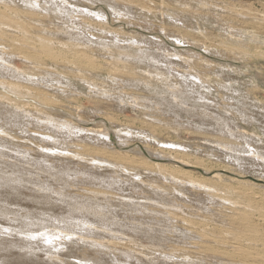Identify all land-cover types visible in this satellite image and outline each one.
<instances>
[{
    "label": "rangeland",
    "instance_id": "374dc122",
    "mask_svg": "<svg viewBox=\"0 0 264 264\" xmlns=\"http://www.w3.org/2000/svg\"><path fill=\"white\" fill-rule=\"evenodd\" d=\"M17 1H18V3L19 2L20 3L18 4ZM30 1L31 2H29V0H23V1L22 0H15V1L14 0H0V3L4 2L3 4H8V5L13 4L14 6H11V7L19 10L20 12L22 9L24 10V11L22 10L24 12V15L22 14V12L20 14L21 20L25 22V24H26L25 26H27V24L29 23L28 25H31L30 27H32V28H30L29 26H27V29H28V32H27L28 37L27 38L29 40H30V38L32 40V38H34L33 36H35L38 38L41 37L42 39L44 38L45 40H49V41L51 40V42L55 41L54 42L55 44H57V43L63 44L64 43V45L67 44L66 46L74 45L73 47H78V44H79V47H81L80 49H82V51L85 50V51H83L84 53H86L87 55H89L91 53L90 56H92L93 59L95 58L94 61H95L96 66L97 67L101 66L99 69H102V71L97 72L98 69L97 70L95 69L94 71H91L90 73H85V72H77L75 70V68H70V67H67L68 70L66 68H60L59 70H61V72L59 75L58 74L56 75V73H53V72L50 73V70L49 71H42L37 66L39 63L37 64L34 60H32L33 61L32 62V61H30V59L25 60V58L22 57V54H24V55L26 54V52H27L26 50H25L26 52L24 51L23 53L21 52L22 49L20 51L18 50L19 53H21V54L17 55V53H18L17 52L16 53L17 56H16L15 54H13L14 52H16V50H14L13 47L11 46V48L14 50V52L9 53L11 55L13 54V56L9 57V54H7L9 51L6 52V49L9 48L10 45H8L9 43L6 42L7 46H5L4 45L5 43L3 41H1L2 43H4V44H2L4 46L2 47V45L0 44L1 45L0 49L4 48L3 50H5V51L2 50V52H0L1 54L4 52L2 55H0V57L3 56L6 52L7 55L5 54L4 55L5 57L3 56L1 58L5 59L4 61L6 63L5 62H3V63H5V65L7 64L6 66L11 65L10 68H6V66L4 68L3 67L4 64L1 63L2 65L0 66V68H1L0 69V78H2L1 75L3 73H5V71H6V73H5L6 75H4V77L2 78V81L5 82L6 80H8L7 83H10V81H12L10 83L12 85L20 84V86L29 87L33 90H38L40 92H43L46 95L48 94L49 97L53 96L52 98L54 99V101L56 100L55 102L50 103L49 107L43 109V111H42L43 114L42 113L38 114V113H34V112H24L23 113V112H20L18 110H15V108L10 106V105L7 106V104L4 102H0V106H1L0 107V126L3 127V129H1V130H7L5 132L9 133V134L7 133V135H8L7 136L4 133L2 134V131L0 130V138H1V140H0V161H2L0 164V167H1L0 173L2 174V175H0L1 176L0 180L2 179L0 181V187H1L0 188V192H1L0 193V201H2V202L4 201L3 205L5 204L4 206L6 207V209H10L11 212L13 213L14 217H18V215H21L20 213H22V211H27L28 212L27 213V216H28L27 221L29 223L34 222L36 219L42 220L43 218L44 219L42 221H44L45 223H48V224H52L54 221H60L61 224H62V222L68 223V224H65L63 226L61 225L60 229L66 228L65 230L67 232L73 233L74 235L77 233L75 236H78V234H79V236H86L85 234H87V237L91 236L90 237L91 239L96 236L94 239H97V240H100V239L104 240L105 239L107 241H112L115 237V239H114L115 241L117 240L120 243H125V244L128 243V245L132 246V248H133V246L135 247V245H136L138 248L135 247L133 249H136L140 253L142 251V253H141L142 255H140L141 258H139L140 256L136 257L139 262L137 260H135L136 258L135 259L132 258L130 260L127 257L126 258L117 257L119 262H120L119 259H123L122 262H120V264H130V263L131 264H139L140 259H141V263L143 262L142 264H168V263L169 264H190V262H191V264H233L234 262H235L234 264H242V263L243 264H264V250H260V251L256 250V253H254V254H253V252H250L249 254L244 253L243 256L246 255L244 257L241 255L242 253L235 252L236 250L234 251V249H232L230 251V253L233 251L232 252L233 255L230 254L231 255L230 256V255L226 254L225 251H227V249L225 248V246H226L225 243L227 244V242H230V244L228 243L229 245H233L234 243H235V246L240 245V244H238L240 242V241H237L238 239L234 240L228 234V233L231 234V231L233 230V227H231V223L227 222L225 217H222L223 212L224 211L228 212L232 208V206L230 205L229 202L228 203L222 202V197H225L224 194L218 193L217 196H216V194L213 196V194H214L213 192H209L208 190L204 191L202 188L199 189L197 187H192V186H189L188 184H186L189 182L187 180H190L192 178L191 180L193 182L204 183L207 185L209 184L212 186L219 185L220 182H218L217 180H214V179L209 180V179H211V176L217 172L223 176H226L227 178H230L231 181H233L234 183L228 182L229 187L237 188L236 190H239V188H241L242 190H245V194L241 195L238 193L240 198H238V196H236V195H233V197L232 196L231 197L228 196V197L231 200H233V198L235 199L234 196H236V198L239 199L238 201L244 202L245 204H248L250 206V207H248L249 208L248 211H246V213L248 214V222L250 223V225L253 228L256 229L255 234L251 235V236H253L252 238L250 235H246V236H242V237L246 238L247 242L250 239L252 241L253 240L259 241V239H262L261 242L263 241V243H264V234H263L264 233V173H263L264 172V169H263L264 168V157L262 158V155L264 156V44H262L258 41H254V39H252V38H248L249 35L253 36L252 35L253 33H252V29H249V28H251V25L248 24L247 20L243 19L244 17H242V16L240 17L241 19L239 17L234 18V16L230 12H227L224 10L223 11L222 10L221 11L215 10V8H212L209 6H204V7L195 6V5H193V3H191L188 6H185L184 3L188 2L186 0H125V1L124 0H116V1L115 0H66L67 2L64 0H30ZM213 1H215L214 5H218V6H223L224 4H231V3L234 5H237L236 2H234V0H212L211 4H213ZM46 3H47V5H46ZM248 3H252V4H248ZM133 4H135L136 6H133ZM22 5L24 8L25 7L26 8L24 9L22 7ZM15 6H17L19 8H16ZM0 7H2V6H0ZM75 7H76V9H75ZM206 7L208 9H206ZM27 8H29L30 10ZM38 8H39V10H36ZM127 8L130 11H128ZM51 9L52 10L54 9V10L52 11ZM171 9L175 10L174 11L175 15H174V13H170V12H173V11H171ZM188 9L191 12L188 11ZM212 9H214V10H212ZM237 9H240V11L241 10L242 11H251L252 13H255V14H258V12L264 11L262 6H260V4L256 1L246 2V3L242 1L240 6H237ZM69 10H72V12L71 11L69 12ZM120 10L122 12H120ZM143 10H144V12H143ZM148 10H150V12H147ZM186 10H187V13H186ZM26 11H28V12H26ZM37 12H40V13H37ZM182 12H184V13H182ZM34 13H35V16H33ZM244 13H246V12H244ZM26 14H27V16H26ZM43 14H44L45 18L43 16ZM47 14H48V16H47ZM71 14L73 17L71 16ZM96 14H97V16H96ZM114 14H115V16H114ZM125 14H126V16H125ZM127 14H129V15H127ZM165 14H166V17H165ZM176 14L179 16H177ZM183 14L185 15L184 18H182ZM40 15H42V16H40ZM74 15H76L77 17H75ZM90 15H92V16H90ZM121 15L122 16L124 15V16L122 17ZM169 15H170V17H167ZM55 16H56V18H55ZM29 17L31 19L33 18L34 20L33 19L31 20ZM125 17H127V18H125ZM128 17H130V18H128ZM200 17H202V18H200ZM86 18H88V19H86ZM123 18H124V20H122ZM175 18H177V19H175ZM38 19H39V21H38ZM40 19L42 21L44 20V23ZM66 19H67V21H66ZM166 19H167V21H166ZM179 19L184 21V23L181 21L182 24H185V23H186L185 25L190 24L189 28H188V26L186 29L181 28V22ZM175 20L176 21L178 20L179 22L178 21L176 22ZM36 21H38V22H36ZM87 21L89 22L88 24H87ZM97 21H98V23H97ZM24 22H22V23L24 24ZM54 22H56L57 24L56 23L54 24ZM61 22H63V23L61 24ZM78 22L80 24H78ZM103 22H105V23H103ZM34 23H36V24L34 25ZM90 23H92V24H90ZM95 23H96V25H95ZM179 23H180V25H179ZM194 23H196V24H194ZM75 24H77L78 26ZM204 24H205V27H203ZM225 24L227 25V28H225V26H226ZM37 25H38V27H37ZM68 25H70V27H68ZM108 25H110V26H108ZM177 25H179V26H177ZM35 26L37 27L36 31H38V32L33 31L36 28ZM49 26L51 28L53 27L52 29L54 30V32H52L51 28L49 29ZM93 26H94V28H93ZM218 26H220L221 28ZM42 27H43V30H42ZM54 27L55 28L58 27L60 30H62V32H60V30L56 31V29ZM201 27L205 28V29L202 30ZM64 28L68 31H66ZM192 28H193V30H192ZM2 29H0V31L2 33L5 32V34L12 37L13 39L14 38L16 39L17 36H20V38L18 37L16 39L17 43L22 42L24 40L23 38H21L20 34L18 35L17 33L10 31V29L5 30V31H3ZM31 29H33L32 30L33 32L32 31L30 32ZM217 29H218V31H217ZM219 29H223V31L219 30ZM103 30H105L104 31L105 33L102 32ZM241 30H243V31L245 30L246 32L249 33L248 36H246V38L243 41L238 42L237 40H239V38H237V37H236L237 39H235V40L238 43L235 42V40L230 39V35L234 34V37L237 36L238 34L241 35ZM43 31H45V32H43ZM70 31H71V34H70ZM202 31H203V33H202ZM227 31L230 32L229 33L230 35H228ZM10 32L12 34L14 33V36L12 34H10ZM49 32H52L53 34L49 33ZM72 32H74V33H72ZM101 33H102V35H101ZM40 34H41V36H40ZM169 35L171 36L172 39L170 38ZM256 35L259 36V33ZM69 36H70V38H69ZM93 36H96L97 38L95 37L96 38L95 39ZM50 37H52V38H50ZM48 38H50V39H48ZM55 38L56 39L60 38V41L59 42L56 41ZM65 38H67L68 40ZM105 38L106 39L108 38L107 41ZM70 39H72V40L70 41ZM79 39H80V42L78 41ZM57 40H59V39H57ZM83 40H85V41H83ZM132 40H134V41H132ZM183 40H185V42ZM72 41H74V42H72ZM179 41H181V42H179ZM81 42H82V44H81ZM141 42H142V45H141ZM76 43H77V45H76ZM83 43L84 44L88 43V44L84 45ZM175 43H177V45ZM179 43H181V45ZM19 44L21 45L23 43H19ZM80 44H81V46H80ZM129 44H130L131 48L129 47ZM131 44H133V45H131ZM138 44H139V46H138ZM231 44H233V45H231ZM242 44H243V46H242ZM20 45H19V48L21 47ZM89 45L91 47H89ZM140 45L144 48H142ZM155 46H158V47L156 48ZM261 46H263V47H261ZM84 47H85V49H84ZM87 47L90 48L91 50H89V49L86 50ZM93 47H94V49H93ZM99 47H100V49H99ZM125 47H127V49H125ZM11 48L8 50H11ZM150 48L152 49V51H150L151 50ZM116 49H117V51H116ZM134 49H136V50H134ZM131 50H133V51L131 52ZM140 50H141V52H139ZM148 50L150 53L148 52ZM134 51H136V52L134 53ZM163 51H164V53H163ZM165 51H166V53H165ZM125 52H126V54H125ZM158 52H160V53H158ZM121 53L123 55H121ZM130 53H132L133 55ZM177 53L178 54L180 53V55H178ZM111 54L112 55L114 54V55L111 56ZM154 54H155V56H154ZM131 55H132V57H131ZM142 55H143V57H142ZM167 55L176 56L177 58L180 56L183 59L188 57L190 59H187V58L186 59L189 62H191V60L192 61L195 60L194 61L195 64L193 63L194 66H196V67H194V68H196L195 74L198 73L200 75H203V77H207V76L210 77V75H211L214 80L212 81V77H211V79H209V82H207L208 87L206 86L207 88L205 87L206 89H204V90H203V87H200L198 77H196L197 75H195L194 73L189 74V76H190L188 78L189 80L188 79L184 80L183 77H181V75L183 73V70L184 71L188 70V67H189L188 62L186 63L183 60H179V59L174 60V58H176V57H173L172 58L173 60H170V63H167L166 64L167 67H166L165 62H169L168 60H165V59H167L166 58ZM124 56H126V57H124ZM139 56H140V58H139ZM155 57L157 59H155ZM163 57H165V59ZM202 57H203V59H201ZM14 58H16V59H14ZM132 58L135 61H133ZM148 58H151V60ZM168 59H170V58H168ZM22 60H24V61H22ZM97 60H99L100 62ZM102 61L107 63V64H104ZM110 61L115 62V63L113 64ZM137 61H139V62H137ZM204 61H206V62H204ZM143 62H145V63L143 64ZM24 63L26 64V66H24L25 65ZM127 63H128V65H126ZM134 63H135V65H134ZM160 63H162V65H160ZM209 63H211L212 65H210ZM48 64H51V63H46V65H48ZM115 64L118 66H116ZM129 64H132V65H134V68L135 67H137V68L134 69L133 66L129 65ZM168 64H169V66H168ZM172 64H173V66H172ZM206 64L209 67H207ZM53 65L51 64V65H49V67L50 68L56 67V66L53 67ZM139 65H140V67H139ZM204 65H205V67H204ZM107 66H111L113 68L108 67L109 71L108 70L106 71ZM124 66H127L129 68H125ZM144 66H146V67H144ZM151 66H152V68H150ZM115 67L117 70L115 69ZM142 67H143V69H142ZM200 67L201 68L204 67V69L202 68L203 69L202 70V69H200ZM217 67H220L221 69L219 70V69H217ZM19 68L22 69L21 72H20ZM119 68H121V69H119ZM207 68H209V69H207ZM113 69H115V70H113ZM230 69H232V70H230ZM39 71L42 72V74H40ZM67 71H69V72H67ZM146 71H147V73H146ZM153 71H155V72H153ZM15 72H18V73H15ZM126 72L129 74H127ZM206 72H207V74H206ZM61 73H63V74H61ZM77 73H79V74H77ZM123 73H125L126 75ZM135 73H137V75H139L140 77L136 76ZM23 74H24V76H22ZM118 74L121 76H119ZM146 74H148V75H146ZM149 74L152 75V77H150V78L154 77L152 80L149 78ZM169 74H170V76H169ZM212 74H214V75H212ZM16 75H18V76L16 77ZM34 75H38L39 77L37 76L38 77L37 78ZM62 75H64V76L67 75V76L64 77ZM72 75H73V77H71ZM97 75H98V77H97ZM116 75H118V77ZM123 75H125V76L122 77ZM154 75H156V76H154ZM13 76H15V77L13 78ZM143 77H146V79ZM214 77H216L217 79L219 78V79L217 80ZM18 78H20V79H18ZM65 78H66V80H65ZM89 78H91L92 80ZM109 78H111L110 79L111 81L109 80ZM141 78H142V80H141ZM163 78H165V79H163ZM12 79H14V80H12ZM233 79H235V80L238 79V81H239L238 87L235 86L234 87L235 89H233L232 87L230 88V86L228 88H227V86L225 87L226 84L229 85L230 83L234 82L235 80L233 81ZM239 79H241V80H239ZM70 80L73 81V83H71ZM123 80H125V81H123ZM145 80L146 81L148 80L147 86L143 83V81H145ZM155 80H157L159 83ZM161 80H163V81L165 80L164 82L167 85H165L163 87L164 83H161V82H163ZM166 80L168 81L169 84L166 83L167 82ZM215 80H216V82H214ZM230 80H231V82H229ZM85 81L86 82L92 81L95 86L94 85L88 86L86 84L84 85ZM120 81H122V83ZM128 81L130 82V84H132L133 87H130V84ZM125 82H126V84H125ZM141 82L143 85L141 84ZM171 82L173 85L171 84ZM210 82H211V84H210ZM218 82H220V83H218ZM68 83H70V84L68 85ZM137 83H138L139 87H137L138 86ZM72 84H73V86H71ZM128 84H129V86H128ZM176 84H177V86H176ZM221 84L224 85V87ZM249 84H251V85H249ZM76 85H78V86H76ZM150 85H154L157 88V90L155 88H153V86L150 87ZM168 85L169 86L171 85L174 88V90H173V88H171V86L169 87ZM68 86H70V87H68ZM178 86H179V89H177ZM80 87H82V89ZM147 87H150V88H147ZM161 87L165 92L162 89H160ZM198 87H200V88H198ZM209 87H211V88H209ZM221 87H223V88H221ZM239 87H241L242 90ZM87 88H88V90H87ZM146 88L148 89V91H149V89H150V91L153 90V91H151L152 93L151 92L149 93ZM166 88H170L171 91L169 92L168 89H166ZM85 89L87 90V92L85 91ZM209 89H210V91L208 93L207 90H209ZM236 89L241 90V92L240 91L238 92ZM175 90H177L178 92ZM154 91H155V93H154ZM161 91H163L164 93L163 92L161 93ZM204 91H205L206 96L203 94ZM106 93H108V94H106ZM165 93H166L167 98H164ZM242 93L245 96L247 95L246 97L249 98V99L247 98L249 101L246 100V97L243 96ZM150 94H152V95H150ZM154 94H156V96H154ZM159 95H161V96H159ZM176 98L182 99V100L179 101ZM137 99H138V101H137ZM172 104H173V106H172ZM134 105H136V106L134 107ZM9 106H10V108L12 107V109H10ZM61 107H62V110H60ZM169 108H170V110H169ZM44 110H45V112H44ZM175 111L177 113L179 112L178 113L179 115L177 113H175ZM173 112L175 113V115ZM27 113L33 114V115H31L32 117L29 116L30 114L28 115ZM16 114H18V115H16ZM46 114H48V115H46ZM41 119L44 123L41 122ZM61 119H63L65 123ZM53 120H55V121H53ZM67 120H69V122ZM154 120L156 121V124L151 125L150 123ZM46 121L47 122L50 121L54 125L50 124V123L48 124ZM58 121H61V122H58ZM66 121H67V123H66ZM147 121H149V122H147ZM70 123H72V125H70ZM56 124H57V126H56ZM65 124L66 125L69 124V125L66 126ZM59 125H61V126L58 127ZM62 126H64L65 128ZM53 127H55L56 130ZM71 128L72 129L73 128L74 129L79 128V130L75 129L74 130L75 132H73V130ZM80 128H83V129H80ZM84 129L85 130L87 129L90 132H87V130L84 131ZM99 130L105 131V132L107 131L109 133V135L111 136L110 140L108 141V140H104L103 138L102 139L97 138V141H96V137H95V135H92V133L94 131H99ZM118 130H125V131L131 130L132 132L135 131V132H140V133L142 132L144 134L146 133V134L152 135L158 140L161 139L162 141H165V142L171 141L174 143H179V145L182 144L181 145L182 148H186V150L188 151L187 153L190 155L188 157V160H190V161L187 164L190 167L187 168L186 166H182V164L176 163V162L168 164V166H170V169L171 168L174 170L176 169V171L189 172L187 178L182 177V179H184L186 181H184L182 183H179V182L177 183L176 181H173V183H171L172 182L171 178L164 179V177L156 171V169L154 167V163H157L158 161H156V160L154 161L152 159H150L151 162L147 161L143 158L144 156H141L140 154L132 152V150H134V148L135 149L138 148L139 150H142L143 152H145V151L154 152L155 151L156 153H161L160 155L165 153V152H162L164 149L160 150V148H158L156 146V144H147V143L139 140L141 138H139L137 140V136H135V135L131 136V138H130V135H127L125 133H123L124 135H121L120 138H122V140L124 139L125 140L124 143H126L128 146L125 148V152L127 154H121V152L119 153L118 151L122 150V149L120 148L121 143L119 144V141L117 139L118 134L116 132ZM10 132H11V134H10ZM46 132L48 133L49 136L54 135L53 137L54 138L56 137L55 138L56 140L54 138H46L45 137L47 135ZM50 132L52 135L50 134ZM69 132H70V135H69ZM39 133H41V134H39ZM42 133H43V135H42ZM34 134L35 135L37 134L39 136H37V135L34 136ZM72 135L74 138L72 137ZM17 136H18V138H17ZM40 136H42L44 138H41ZM38 137H40V138H38ZM4 138L7 141L10 139L11 140L7 142L6 140H3ZM46 139H48V140H46ZM13 140H15V141H13ZM17 140H20V141H17ZM5 141L7 142L6 143L7 145L5 144ZM40 142L43 143L44 145L43 144L41 145ZM90 142L93 145H97L98 147L97 146L93 147V145ZM9 143H10L11 147L8 146ZM14 143H17V145L19 144L18 146H23V147H21L22 149L19 148V150H18V146ZM83 143H85V145ZM51 144L55 145L56 147H59V148L68 149V150L73 151L75 153H80V154L83 153V154H85V157H89V158L90 157H95V158L97 157L99 159H102L103 161L105 160V163H109V164L113 163L114 165H117V164H125V165L134 164L137 167H133V169H135V171H130L131 173L130 172L125 173V171L121 172L122 170L119 168H116V170H119V171H115V169H113V167L111 168L108 165H105L106 168H105V166H100V167L99 166H93L90 162H87L85 160H77L76 161V159L74 160L72 158H65V159H60L57 157H56V159L55 158H52V159L47 158V160L48 159L49 160L47 162H45L46 160L43 161L45 158H43L41 154H43V153H46L47 155L50 154L51 152L46 148H49L51 146ZM246 144H248L249 146ZM3 145H4V147H3ZM14 145H16L17 147ZM45 145H46V147H45ZM115 145H117V146H115ZM219 145H221V146H219ZM38 146H39V148H38ZM24 147L25 148L28 147V149H29L28 151H30V149H31V151L25 152V150H27V149H23ZM95 147H97V148H95ZM3 148H5V149H3ZM12 148H15V150H18V152L15 151L14 149L12 150ZM41 148H42V150H41ZM10 149H11V151H10ZM254 149L257 152H260V154L258 153L259 154L258 156L262 160H260V158L258 157V159L257 158L256 159L250 158L251 162L249 161L250 151L252 152ZM6 150H8L7 151L8 153L6 152ZM20 150L21 151L23 150V151L21 152ZM27 152H28V154H27ZM5 153H7V156L10 158V160L7 158V156L4 155ZM166 153H168V152H166ZM13 156H15V157H13ZM124 156L129 157V158H127V160H126L124 158ZM233 156H235V159H233L234 158ZM241 156L246 160L248 159L247 161L249 162V164L252 163L254 165V166H252V165L250 166L252 169L250 167H246L248 169V171H247V169H245V168L240 169V170L237 168L238 162H239V164L242 162H245V164L248 165L247 161L242 159ZM5 159H7V160H5ZM62 160L64 162H61ZM72 160H73V163H72ZM236 160L237 161L239 160V161L237 162ZM257 160H258V162H257ZM259 160L261 161L260 162L261 165L259 163ZM84 161L87 164L86 163L84 164L83 163ZM3 162L5 165L2 164ZM6 162H7V164L8 163L9 164L7 165ZM17 162H19V163H17ZM42 162H44V163H42ZM231 162H233V164ZM45 164H47V165H45ZM90 164H91V167H90ZM7 166H8V168H6ZM10 166H11V169H10ZM13 166H14V168L16 166V169H14ZM50 166H51V168H50ZM259 166L260 167L262 166V168H258ZM96 167H98V168H96ZM18 168L22 172L18 171ZM2 169H5V170L2 171ZM8 169H9L10 173L13 171L12 172L13 174H10ZM254 169H255V172H254ZM81 172L82 173L85 172V174L82 175ZM136 173H137L138 177L135 176ZM4 174H6V175L4 176ZM260 174H262V175H260ZM19 175H21V176H19ZM91 176H92V178H91ZM126 176H128L129 178L127 177L128 178L127 179ZM96 177H98V180ZM58 178H59V180H57ZM93 178H95V179L93 180ZM23 179L25 181H23ZM106 179L107 180L109 179V180L107 181ZM112 180H114V181H112ZM117 180H120L124 184H122L121 182H119ZM126 180H128V181H126ZM138 180H143V181L147 182V183H145V185L148 184V185H151V186L153 185V186H152V188H150V187L146 188V186L140 184L138 182ZM208 180H209V183H208ZM242 180L251 182V183L255 184L256 186L254 185L255 186L254 188H252V186H249L250 188H248V187L245 188L242 186V184H240V181H242ZM133 181H134V183H133ZM135 181H136V183H135ZM23 182H25V183H23ZM106 182L109 184H107ZM137 182L139 184H137ZM103 184H105V185H103ZM114 184H115V186H114ZM5 185H6V187H5ZM136 185H137V187H136ZM173 185H175V186H173ZM7 186H8V190L10 189L9 190L10 194L7 193L8 192V190H6ZM10 186H11V188H9ZM15 186L16 187L18 186V187L15 189ZM39 186H40V188H39ZM41 186H42V188H41ZM132 186H133V188H132ZM155 186L156 187L158 186L159 188L157 187V189H153V187H155ZM3 187H5V188H3ZM22 188H24V189H22ZM160 188L163 190H161ZM12 189H14V190H12ZM1 190H3V191H1ZM4 190L7 191L6 192L7 194L5 197L2 196L3 193L5 194ZM16 190H17V192H20V197H18L19 194L17 192H16L17 194L14 192ZM42 190L44 192L45 191H48V192H45V194H44V192ZM51 190L53 191V193ZM164 190H165V192H164ZM82 191H84V192L81 193ZM123 191H125L124 194H123ZM35 192H37L38 194H35ZM39 192H42V193H39ZM21 193H23V194H21ZM57 193H59V194H57ZM41 194H42V197L44 199L41 197ZM50 194L53 197V198L51 197L53 200L45 198V197L50 196ZM15 195H17V196H15ZM26 195L28 198L25 197ZM28 195L32 196V197H33V195H35V196H34V198H30ZM54 195H56V196H54ZM60 195H62L63 197ZM114 195H115V197H114ZM121 195L128 196V198L130 197V200H128L127 202H123L119 198ZM1 196H2V198H1ZM8 196H9V199H8ZM10 196L13 197L15 200L17 199V201L15 202V200L13 198L11 200ZM125 196H123V197H125ZM24 197H25V199H24ZM39 197H41L42 200H41V198L39 199ZM21 198L24 199V203L22 201L23 199L21 200ZM37 198H38V201L41 200L42 203L44 200L45 201L49 200L52 202L48 203L49 201H47L46 203L44 202V204L41 205L42 203L39 201L40 204L38 203L39 204L38 205V204H36L38 202V201L36 202ZM60 198H62V199H60ZM26 199L29 200L30 202L27 201ZM33 199H35V200H33ZM6 200H8V201L11 200L12 203L10 201V204H9V202H6ZM21 201H22V203H21ZM25 202H27V203L25 204ZM144 202H146V203H144ZM147 202H151V203H147ZM29 203H31V204H29ZM21 204H25V205H21ZM27 204H29V205H27ZM154 204H155V206H154ZM16 205H18L17 208H16ZM37 205L39 208L36 207ZM49 205H50V207H49ZM55 205H56V207L57 206L58 207L56 208ZM61 205H62V207H61ZM22 206L24 207V209ZM160 206H162L163 208ZM20 207H22V208H20ZM60 207H61V209H60ZM224 207H225V209H224ZM33 209H35V210H33ZM44 209L47 212L44 211ZM13 210L15 211V213ZM166 211H167V213H166ZM251 211H253V212H251ZM53 213H54V215H52ZM261 213H263V214H261ZM37 214H39V215H37ZM172 214H174V215L172 216ZM249 214L251 217L249 216ZM15 215H17V216H15ZM44 215H45V217H44ZM48 215L50 218L48 217ZM57 216H59V217H57ZM64 216H66V217H64ZM83 216H85V218ZM29 218H30V220H29ZM88 218H89V220H88ZM96 218H99V219H96ZM2 219H3V217H2ZM62 219H64V220H62ZM75 221H77V222H75ZM97 222L98 223L101 222L102 225H101V223L98 224ZM140 222H142V223H140ZM226 223H228V224L226 225ZM253 223H256V224H254V225H256V227L253 225ZM4 225L5 224H2L0 226H4ZM12 225L14 228L16 227V225H14V223ZM122 225H123V227H120ZM232 226H233V224H232ZM30 227L34 228L35 226H30ZM91 227H93V228H91ZM107 228H108V230H107ZM258 228H260V229H258ZM79 229H80V231H79ZM94 229H96V230H94ZM116 229H118V233L116 232ZM86 230H87V232H86ZM99 230H101V232ZM201 231L203 234L201 233ZM114 233L116 236L114 235ZM205 234H206V236H208L210 238V240H212V243H209L207 241V239L206 240L202 239V237H204ZM223 234H224V236H225V234L228 235V237L226 236L227 238L224 240L225 243H223L224 241H222V240L219 242V241H215L213 238H211L213 236L214 237L215 236L220 237ZM261 235H262V237H261ZM100 236H102V237L100 238ZM108 236H109L110 240L107 238ZM117 236L119 237V239L117 238ZM122 240H124V241H122ZM131 240L134 242H132ZM228 240H230V241H228ZM232 240H234V241H232ZM132 243H135V244L132 245ZM76 244H77V246H81V245H83V242L81 240H79L76 242ZM223 244L225 246H223ZM241 244H242L243 248L247 247V245H245L243 242H241ZM219 245H221V246H219ZM139 247L142 248L141 251H140ZM195 247L201 248L200 249L201 251H197V252H200L201 255L196 253ZM172 250L177 255H179L180 257H181V254L185 255L187 253V255L189 254V256H191L190 258L192 260H190V262H189V258H185V257L180 258L174 252H171ZM176 250L177 251L179 250V252L181 251V254L179 252H177ZM152 252H153V254H150ZM169 252H170V254H169ZM182 252H184V253H182ZM260 252L263 254H261ZM4 253L5 252H3V254ZM159 253H162V255L163 254L169 255L172 258L165 259ZM239 253H240L241 257L239 255ZM12 254L13 253H11V255L8 256V258L10 257L9 260H8V258H5L8 261H6L4 264H14L15 262L17 264L18 261H19V264L20 263L22 264L23 261L16 259V258H15L16 260H14L15 255L12 256ZM236 254H238V255H236ZM255 254L257 256H255ZM144 256H147V257L144 258ZM152 256L153 257L155 256L156 258L155 257L153 258ZM11 257L13 259H11ZM113 257H114L113 254H112V256L108 257V260L111 264L113 262H115ZM247 258H249V259H247ZM179 259H181V260H179ZM187 259H188L189 263L186 262ZM30 260L32 261L31 264H40V262H36V261L34 262L32 260V257H30ZM25 261H26V263H25ZM31 261L24 260L23 264H28V263L30 264ZM134 261H136V262H134ZM182 261H184V262H182ZM232 261H233V263H232ZM253 261H255V262H253Z\"/></svg>",
    "mask_w": 264,
    "mask_h": 264
},
{
    "label": "bare ground",
    "instance_id": "6f19581e",
    "mask_svg": "<svg viewBox=\"0 0 264 264\" xmlns=\"http://www.w3.org/2000/svg\"><path fill=\"white\" fill-rule=\"evenodd\" d=\"M15 1V0H14ZM23 1V0H22ZM64 1H66V0H64ZM116 1V0H115ZM125 1V0H124ZM186 1H188V2H186V3H184L185 4V6H188V5H190L191 3H193V5H195V6H202V7H204V6H209V7H212V8H215V10H224V11H227V12H230L233 16H234V18H236V17H244L243 19H245V20H247V22H248V24H250L251 25V28H249V29H252V35L253 36H248V32H246L245 30L243 31V30H241V35L240 34H238L237 36H235L234 37V34L233 35H230L229 33L230 32H228V35H230V39H233V40H235V39H237V38H239V40H237L238 42H241V41H243L245 38H246V36H248V38H252V39H254V41H258V42H260V43H262V44H264V11H261V12H258V14H255V13H252L251 11H240V9H237V6H240V4H241V2L243 1V2H253V1H256V2H258L259 4H260V6H262V8L264 9V0H234V2H236V4L237 5H234V4H224L223 6H218V5H214V2L215 1H213V4H211V1L212 0H186ZM28 2V1H27ZM29 2H31L30 0H29ZM48 2V1H47ZM67 2V1H66ZM72 2V1H71ZM130 2V1H129ZM163 2V1H162ZM161 2V3H162ZM190 2V3H189ZM4 3V2H3ZM3 3H0V6H2V7H0V29H2L3 31H5V30H9L10 29V31H12V32H14V33H17L18 35L20 34L21 35V38H23L24 40L22 41V42H16V39L19 37L20 38V36H17L16 37V39L14 38H12V37H10V36H8L7 34H5V32H1L0 31V42L1 41H3L4 43H0L1 45L2 44H4L5 46H7V44H6V42L7 43H9L8 45H10L9 46V48H7L6 49V52L7 51H9L7 54H9V53H13L14 52V50H16V52H14L13 54H15L16 55V53H17V55L18 54H21V53H19V51L22 49H24L23 51L21 50V52L23 53L25 50L27 51H25L26 52V54L24 55V54H22V57H24L25 58V60L26 59H30V61H32V60H34L38 65V67H39V69H41L42 71H49L50 70V73H56V75L58 74H60V72H61V70H59L60 68H66L67 69V67H70V68H75V70L77 71V72H85V73H90L91 71H94L95 69L97 70V72H101L102 71V69H99L100 67H97L96 66V64H95V58L93 59V57L92 56H90V54L89 55H87L86 53H84L83 51H85V50H83L82 51V49H80L81 47H79V44H78V47H73L74 45H70V46H66L67 44H65L64 45V43L63 44H61V43H57V44H55L54 42L55 41H53V42H51V40L49 41V40H45L44 38L42 39L41 37L40 38H38V37H35V36H33L34 38H32V40H31V38H30V40L27 38L28 36H27V32H28V29H27V26H31V25H28L27 24V26H25L26 24H25V22L24 21H22L21 20V12H22V14L24 15V10L22 11L21 10V12L19 11V10H17V9H14V8H12L11 6H14L13 4H11V5H8V4H3ZM17 3H18V1H17ZM20 3V2H19ZM18 3V4H19ZM38 3V2H37ZM54 3V2H53ZM62 3V2H61ZM126 3V2H125ZM15 4V3H14ZM28 4V3H27ZM55 4V3H54ZM58 4V3H57ZM60 4V3H59ZM132 4V3H131ZM220 4V3H219ZM239 4V5H238ZM248 4H252V3H248ZM46 5H47V3H46ZM109 5V4H108ZM119 5V4H118ZM117 5V6H118ZM163 5V4H162ZM10 6V7H9ZM21 6V5H20ZM41 6V5H40ZM56 6V5H55ZM59 6V5H58ZM57 6V7H58ZM62 6V5H61ZM87 6V5H86ZM89 6V5H88ZM111 6V5H110ZM113 6V5H112ZM133 6H136L135 4H133ZM144 6V5H143ZM179 6V5H178ZM246 6V5H245ZM16 8H19V7H17V6H15ZM22 7H23V5H22ZM50 7V6H49ZM73 7V6H72ZM191 7V6H190ZM24 8V7H23ZM26 8V7H25ZM24 8V9H25ZM61 8V7H60ZM68 8V7H67ZM131 8V7H130ZM145 8V7H144ZM201 8V7H200ZM21 9V8H20ZM27 9H29V8H27ZM34 9V8H33ZM50 9V8H49ZM55 9V8H54ZM53 9V10H54ZM72 9V8H71ZM75 9H76V7H75ZM78 9V8H77ZM113 9V8H112ZM185 9V8H184ZM206 9H208L207 7H206ZM262 9V10H263ZM30 10V9H29ZM36 10H39V8L38 9H36ZM52 10V9H51ZM52 10V11H53ZM65 10V9H64ZM116 10V9H115ZM127 10H128V8H127ZM183 10V9H182ZM192 10V9H191ZM202 10V9H201ZM212 10H214V9H212ZM33 11V10H32ZM35 11V10H34ZM72 12V10H69V12ZM119 11V10H118ZM128 11H130V10H128ZM170 11V10H169ZM171 11H173V12H170V13H174V15H175V10H172L171 9ZM188 11H190L189 9H188ZM26 12H28V11H26ZM25 12V13H26ZM31 12V11H30ZM68 12V11H67ZM66 12V13H67ZM77 12V11H76ZM85 12V11H84ZM120 12H122L121 10H120ZM143 12H144V10H143ZM147 12H150V10H148ZM185 12V11H184ZM184 12H182V13H184ZM191 12V11H190ZM244 12H246V13H244ZM37 13H40V12H37ZM49 13V12H48ZM75 13V12H74ZM89 13V12H88ZM127 13V12H126ZM186 13H187V10H186ZM189 13V12H188ZM193 13V12H192ZM33 14V13H32ZM51 14V13H50ZM62 14V13H61ZM78 14V13H77ZM90 14V13H89ZM88 14V15H89ZM95 14V13H94ZM113 14V13H112ZM169 14V13H168ZM190 14V13H189ZM37 15V14H36ZM46 15V14H45ZM53 15V14H52ZM87 15V16H88ZM99 15V14H98ZM117 15V14H116ZM127 15H129V14H127ZM172 15V14H171ZM177 15V14H176ZM26 16H27V14H26ZM33 16H35V13H34V15ZM40 16H42V15H40ZM43 16H44V14H43ZM47 16H48V14H47ZM54 16V15H53ZM71 16H72V14H71ZM70 16V17H71ZM75 17H77L76 15H74ZM90 16H92V15H90ZM96 16H97V14H96ZM114 16H115V14H114ZM122 16V15H121ZM124 16V15H123ZM122 16V17H123ZM125 16H126V14H125ZM148 16V15H147ZM164 16V15H163ZM177 16H179V15H177ZM184 14H183V16H182V18H184ZM24 17V16H23ZM52 17V16H51ZM50 17V18H51ZM64 17V16H63ZM73 17V16H72ZM100 17V16H99ZM165 17H166V14H165ZM167 17H170V15L169 16H167ZM174 17V16H173ZM172 17V18H173ZM206 17V16H205ZM232 17V16H231ZM25 18V17H24ZM30 18V17H29ZM35 18V17H34ZM44 18H45V16H44ZM55 18H56V16H55ZM66 18V17H65ZM91 18V17H90ZM95 18V17H94ZM115 18V17H114ZM118 18V17H117ZM121 18V17H120ZM125 18H127V17H125ZM128 18H130V17H128ZM200 18H202V17H200ZM207 18V17H206ZM31 19V18H30ZM33 19V18H32ZM31 19V20H32ZM53 19V18H52ZM51 19V20H52ZM59 19V18H58ZM61 19V18H60ZM83 19V18H82ZM86 19H88V18H86ZM106 19V18H105ZM119 19V18H118ZM175 19H177V18H175ZM214 19V18H213ZM241 19V18H240ZM27 20V19H26ZM30 20V21H31ZM34 20V19H33ZM41 20V19H40ZM57 20V19H56ZM96 20V19H95ZM98 20V19H97ZM122 20H124V18L122 19ZM173 20V19H172ZM171 20V21H172ZM180 20V19H179ZM218 20V19H217ZM29 21V20H28ZM38 21H39V19H38ZM38 21H36V22H38ZM42 21V20H41ZM40 21V22H41ZM54 21V20H53ZM65 21V20H64ZM66 21H67V19H66ZM69 21V20H68ZM86 21V20H85ZM89 21V20H88ZM87 21V24L89 23ZM102 21V20H101ZM166 21H167V19H166ZM176 21V20H175ZM178 21V20H177ZM176 21V22H177ZM183 22L184 23V21L183 20H180V22ZM209 21V20H208ZM243 21V20H242ZM22 22H24V24L22 23ZM34 22V21H33ZM32 22V23H33ZM43 23H44V20L42 21ZM46 22V21H45ZM50 22V21H49ZM95 22V21H94ZM93 22V23H94ZM179 22V21H178ZM182 22H181V28H184V29H186L187 28V26H188V28H189V25L190 24H188V25H185V24H182ZM211 22V21H210ZM56 22H54V24H55ZM63 22H61V24H62ZM65 23V22H64ZM67 23V22H66ZM97 23H98V21H97ZM103 23H105V22H103ZM169 23V22H168ZM174 23V22H173ZM212 23V22H211ZM36 23H34V25H35ZM38 24V23H37ZM41 24V23H40ZM53 24V23H52ZM57 24V23H56ZM60 24V25H61ZM78 24H80L79 22H78ZM90 24H92V23H90ZM101 24V23H100ZM99 24V25H100ZM194 24H196V23H194ZM202 24V23H201ZM209 24V23H208ZM216 24V23H215ZM254 24V25H253ZM46 25V24H45ZM48 25V24H47ZM67 25V24H66ZM73 25V24H72ZM75 25H77V24H75ZM82 25V24H81ZM95 25H96V23H95ZM173 25V24H172ZM179 25H180V23H179ZM179 25H177V26H179ZM193 25V24H192ZM226 25V24H225ZM41 26V25H40ZM44 26V25H43ZM53 26V25H52ZM59 26V25H58ZM78 26V25H77ZM83 26V25H82ZM108 26H110V25H108ZM107 26V27H108ZM170 26V25H169ZM174 26V25H173ZM201 26V25H200ZM203 26V25H202ZM210 26V25H209ZM224 26V25H223ZM222 26V27H223ZM36 27V26H35ZM37 27H38V25H37ZM37 27L33 30V29H31L30 30V32L33 30V31H35V32H38V31H36V29H37ZM46 27V26H45ZM48 27V26H47ZM63 27V26H62ZM68 27H70V25H68ZM198 27V26H197ZM203 27H205V24H204V26ZM218 27H220V26H218ZM8 28V29H7ZM30 28H32V27H30ZM29 28V29H30ZM51 27L49 26V29H50ZM53 28V27H52ZM51 28V30H52V32H54V30ZM55 28V27H54ZM58 27H56L55 29H56V31L57 30H60L59 28L57 29ZM87 28V27H86ZM91 28V27H90ZM93 28H94V26H93ZM118 28V27H117ZM195 28V27H194ZM200 28V27H199ZM202 28V27H201ZM211 28V27H210ZM214 28V27H213ZM217 28V27H216ZM221 28V27H220ZM225 28H227V25L225 26ZM45 29V28H44ZM65 29V28H64ZM68 29V28H67ZM70 29V28H69ZM78 29V28H77ZM80 29V28H79ZM92 29V28H91ZM96 29V28H95ZM112 29V28H111ZM196 29V28H195ZM203 29H205V28H202V30ZM212 29V28H211ZM248 29V28H247ZM42 30H43V27H42ZM66 30V29H65ZM98 30V29H97ZM114 30V29H113ZM192 30H193V28H192ZM201 30V29H200ZM214 30V29H213ZM219 30H222L223 31V29H219ZM231 30V29H230ZM32 31V32H33ZM41 31V30H40ZM55 31V32H56ZM66 31H68V30H66ZM105 30H103L102 32H104ZM186 31V30H185ZM199 31V30H198ZM217 31H218V29H217ZM216 31V32H217ZM43 32H45V31H43ZM52 32H49V33H52ZM60 32H62V30H60ZM90 32V31H89ZM109 32V31H108ZM200 32V31H199ZM226 32V33H227ZM243 32V33H242ZM14 33L12 34L11 32H10V34H12L13 36H14ZM72 33H74V32H72ZM78 33V32H77ZM105 33V32H104ZM111 33V32H110ZM109 33V34H110ZM197 33V32H196ZM201 33V32H200ZM202 33H203V31H202ZM259 33V36L258 35H256V34H258ZM48 34V33H47ZM53 34V33H52ZM70 34H71V31H70ZM79 34V33H78ZM91 34V33H90ZM93 34V33H92ZM56 35V34H55ZM83 35V34H82ZM101 35H102V33H101ZM131 35V34H130ZM40 36H41V34H40ZM46 36V35H45ZM51 36V35H50ZM61 36V35H60ZM73 36V35H72ZM90 36V35H89ZM100 36V35H99ZM170 36V35H169ZM44 37V36H43ZM53 37V36H52ZM52 37H50V38H52ZM59 37V36H58ZM68 37V36H67ZM79 37V36H78ZM87 37V36H86ZM94 38L96 37V36H93ZM92 37V38H93ZM168 37V36H167ZM229 37V36H228ZM237 37V38H236ZM46 38V37H45ZM50 38H48V39H50ZM69 38H70V36H69ZM80 38V37H79ZM97 38V37H96ZM95 38V39H96ZM101 38V37H100ZM170 38H171V36H170ZM47 39V38H46ZM56 39V38H55ZM54 39V40H55ZM57 39H59V40H57ZM56 39V41H60V38H57ZM65 39H67V38H65ZM106 39V38H105ZM108 39V38H107ZM107 39H106V41H107ZM172 39V38H171ZM251 39V40H252ZM19 40V39H18ZM21 40V39H20ZM53 40V39H52ZM68 40V39H67ZM72 39H70V41H71ZM75 40V39H74ZM250 40V39H249ZM69 41V42H70ZM79 42H80V39L78 40ZM83 41H85V40H83ZM109 41V40H108ZM130 41V40H129ZM132 41H134V40H132ZM131 41V42H132ZM177 41V40H176ZM175 41V42H176ZM184 42H185V40H183ZM231 41V40H230ZM236 40H235V42H237ZM253 41V42H254ZM66 42V41H65ZM72 42H74V41H72ZM71 42V43H72ZM100 42V41H99ZM116 42V41H115ZM155 42V41H154ZM171 42V41H170ZM169 42V43H170ZM179 42H181V41H179ZM237 42V43H238ZM19 43H23V44H19ZM67 43V42H66ZM70 43V44H71ZM134 43V42H133ZM144 43V42H143ZM232 43V42H231ZM247 43V42H246ZM73 44V43H72ZM81 44H82V42H81ZM81 44H80V46H81ZM84 44V43H83ZM85 44H88V43H85ZM84 44V45H85ZM100 44V43H99ZM107 44V43H106ZM146 44V43H145ZM152 44V43H151ZM176 45H177V43H175ZM180 45H181V43H179ZM178 44V45H179ZM234 44V43H233ZM233 44H231V45H233ZM244 44V43H243ZM243 44H242V46H243ZM256 44V43H255ZM0 45V46H1ZM4 45H2V47L4 46ZM19 45L21 46L20 48H19ZM76 45H77V43H76ZM103 45V44H102ZM101 45V46H102ZM108 45V44H107ZM131 45H133V44H131ZM141 45H142V42H141ZM140 45V46H141ZM173 45V44H172ZM190 45V44H189ZM11 46L13 47V49L11 48ZM88 46V45H87ZM113 46V45H112ZM137 46V45H136ZM138 46H139V44H138ZM137 46V47H138ZM152 46V45H151ZM195 46V45H194ZM83 47V46H82ZM89 47H91L90 45H89ZM97 47V46H96ZM95 47V48H96ZM122 47V46H121ZM129 47H130V44H129ZM142 47V46H141ZM156 48L158 47V46H155ZM248 47V46H247ZM261 47H263V46H261ZM11 48V50H8V49H10ZM113 48V47H112ZM131 48V47H130ZM135 48V47H134ZM142 48H144V47H142ZM235 48V47H234ZM4 49V48H3ZM3 49H0V52H2V50ZM84 49H85V47H84ZM91 50L90 48H86V50ZM93 49H94V47H93ZM97 49V48H96ZM99 49H100V47H99ZM118 49V48H117ZM117 49H116V51H117ZM125 49H127V47H125ZM139 49V48H138ZM137 49V50H138ZM151 49V48H150ZM160 49V48H159ZM236 49V48H235ZM244 49V48H243ZM247 49V48H246ZM19 50V51H18ZM111 50V49H110ZM113 50V49H112ZM119 50V49H118ZM134 50H136V49H134ZM158 50V49H157ZM161 50V49H160ZM3 51H5V50H3ZM11 51V52H10ZM97 51V50H96ZM95 51V52H96ZM133 50H131V52H132ZM150 51H152V49L150 50ZM6 52H5V54H6ZM98 52V51H97ZM110 52V51H109ZM129 52V51H128ZM136 51H134V53H135ZM139 52H141V50L139 51ZM148 52H149V50H148ZM178 52V51H177ZM4 53V52H3ZM2 53V54H3ZM102 53V52H101ZM123 53V52H122ZM121 53V55H123ZM146 53V52H145ZM150 53V52H149ZM158 53H160V52H158ZM163 53H164V51H163ZM162 53V54H163ZM165 53H166V51H165ZM231 53V52H230ZM1 53H0V55H2ZM4 54V55H5ZM6 54V55H7ZM13 54L11 55V54H9V57L10 56H13ZM118 54V53H117ZM125 54H126V52H125ZM130 54H132V53H130ZM140 54V53H139ZM153 54V53H152ZM174 54V53H173ZM178 54V53H177ZM218 54V53H217ZM3 55V56H4ZM16 55V56H17ZM114 55V54H113ZM112 54H111V56H113ZM120 55V54H119ZM133 55V54H132ZM132 55H131V57H132ZM146 55V54H145ZM144 55V56H145ZM150 55V54H149ZM175 55V54H174ZM178 55H180V53L178 54ZM240 55V54H239ZM3 56H1V57H3ZM15 56V57H16ZM104 56V55H103ZM154 56H155V54H154ZM0 57V66L2 65L1 63H3V62H5L4 60V58H1ZM5 57V56H4ZM121 57V56H120ZM124 57H126V56H124ZM129 57V56H128ZM142 57H143V55H142ZM173 57H176V56H172V55H167V59H165V57H163L165 60H168L169 62H165V65L167 64V63H170V60H173L172 58ZM185 57V56H184ZM7 58V57H6ZM13 58V57H12ZM18 58V57H17ZM116 58V57H115ZM139 58H140V56H139ZM168 58H170V59H168ZM187 59H190V58H188V57H186ZM183 59V58H181L180 56L177 58H174V60H183L184 62H188V66L190 67H188V70L186 71H184L183 70V73H182V75H181V77H183V79L184 80H187L190 76H189V74L190 73H196V68H194V67H196V66H194V64H195V60H191V62H189V61H187V59ZM198 58V57H197ZM200 58V57H199ZM14 59H16V58H14ZM148 59H150L151 60V58H148ZM155 59H157L156 57H155ZM201 59H203V57L201 58ZM8 60V59H7ZM21 60V59H20ZM132 60H133V58H132ZM140 60V59H139ZM143 60V59H142ZM154 60V59H153ZM212 60V59H211ZM22 61H24V60H22ZM21 61V62H22ZM97 61H99V60H97ZM105 61V60H104ZM121 61V60H120ZM119 61V62H120ZM129 61V60H128ZM133 61H135V60H133ZM29 62V61H28ZM33 62V61H32ZM100 62V61H99ZM103 62V61H102ZM111 62V61H110ZM109 62V63H110ZM122 62V61H121ZM124 62V61H123ZM126 62V61H125ZM130 62V61H129ZM128 62V63H129ZM137 62H139V61H137ZM182 62V61H181ZM204 62H206V61H204ZM6 63V62H5ZM5 63H3L4 64V68H5V66L7 65H5ZM9 63V62H8ZM46 63H51L52 65H53V67L54 66H56V67H54V68H50L49 67V65H51V64H48V65H46ZM104 64H107V63H105V62H103ZM111 63H115V62H111ZM128 63L126 64V65H128ZM131 63V62H130ZM145 62H143V64H144ZM148 63V62H147ZM163 63V62H162ZM162 63H160V65H162ZM177 63V62H176ZM194 63V64H193ZM197 63V62H196ZM25 64V63H24ZM122 64V63H121ZM140 64V63H139ZM142 64V65H143ZM202 64V63H201ZM210 65H212L211 63H209ZM116 65V64H115ZM129 65H132V64H129ZM134 65H135V63H134ZM134 65H132L133 66V68H134ZM141 65V64H140ZM140 65H139V67H140ZM207 65V64H206ZM11 66V65H10ZM10 66H6V68H10ZM24 66H26V64L24 65ZM31 66V65H30ZM116 66H118V65H116ZM138 66V65H137ZM153 66V65H152ZM152 66L150 67V68H152ZM168 66H169V64H168ZM172 66H173V64H172ZM171 66V67H172ZM176 66V65H175ZM34 67V66H33ZM108 67H111V66H107V68H106V71L108 70ZM122 67V66H121ZM125 68H129V67H127V66H124ZM123 67V68H124ZM144 67H146V66H144ZM166 67H167V65H166ZM187 67V66H186ZM204 67H205V65H204ZM204 67H202L203 69H204ZM207 67H209L208 65H207ZM212 67V66H211ZM24 68V67H23ZM111 68H113V67H111ZM131 68V67H130ZM135 68H137V67H135ZM134 68V69H135ZM156 68V67H155ZM201 67H200V69H202ZM227 68V67H226ZM225 68V69H226ZM230 68V67H229ZM1 69V68H0ZM20 69V68H19ZM35 69V68H34ZM115 69H116V67H115ZM115 69H113V70H115ZM119 69H121V68H119ZM142 69H143V67H142ZM145 69V68H144ZM202 69V70H203ZM207 69H209V68H207ZM217 69H221L220 67H217ZM17 70V69H16ZM15 70V71H16ZM21 70L22 69H20V72H21ZM68 70V69H67ZM117 70V69H116ZM230 70H232V69H230ZM12 71V70H11ZM24 71V70H23ZM22 71V72H23ZM75 71V72H76ZM105 71V70H104ZM109 71V70H108ZM124 71V70H123ZM206 71V70H205ZM226 71V70H225ZM235 71V70H234ZM26 72V71H25ZM40 72V71H39ZM64 72V71H63ZM67 72H69V71H67ZM153 72H155V71H153ZM171 72V71H170ZM232 72V71H231ZM5 73H6V71H5ZM5 73H3L2 75H1V77L3 78L4 77V75H6ZM8 73V72H7ZM13 73V72H12ZM15 73H18V72H15ZM27 73V72H26ZM109 73V72H108ZM107 73V74H108ZM111 73V72H110ZM116 73V72H115ZM127 73V72H126ZM144 73V72H143ZM142 73V74H143ZM146 73H147V71H146ZM149 73V72H148ZM22 74V73H21ZM25 74V73H24ZM24 74L22 75V76H24ZM40 74H42V72H40ZM61 74H63V73H61ZM66 74V73H65ZM71 74V73H70ZM74 74V73H73ZM77 74H79V73H77ZM76 74V75H77ZM81 74V73H80ZM84 74V73H83ZM120 74V73H119ZM118 74V75H119ZM123 74H125V73H123ZM127 74H129V73H127ZM136 74V76H139V75H137V73H135ZM140 74V73H139ZM206 74H207V72H206ZM19 75V74H18ZM18 75H16V77L18 76ZM52 75V74H51ZM50 75V76H51ZM86 75V74H85ZM118 75H116L117 77H118ZM126 75V74H125ZM125 75H123L122 77H124ZM144 75V74H143ZM146 75H148V74H146ZM159 75V74H158ZM195 75H197L196 77H198V81H199V83H200V87H203V90L204 89H206L207 87H208V83L207 82H209V79H211V75H210V77H203V75H200V74H195ZM212 75H214V74H212ZM8 76V75H7ZM34 76H38V75H34ZM49 76V77H50ZM62 76H64V75H62ZM67 76V75H66ZM66 76H64V77H66ZM119 76H121V75H119ZM142 76V75H141ZM154 76H156V75H154ZM161 76V75H160ZM169 76H170V74H169ZM205 76V75H204ZM15 76H13V78H14ZM39 77V76H38ZM37 77V78H38ZM56 77V76H55ZM71 77H73V75L71 76ZM75 77V76H74ZM94 77V76H93ZM97 77H98V75H97ZM100 77V76H99ZM108 77V76H107ZM140 77V76H139ZM150 77H152V75H150L149 74V78ZM2 78H0L1 80H0V102H4V103H6L7 104V106L8 105H10V106H12V107H14L15 108V110H18V111H20V112H34V113H42L43 114V109H45V108H47V107H49V104L50 103H53V102H55L54 101V99L52 98V97H49L48 96V94L46 95V94H44L43 92H40V91H38V90H33V89H31V88H29V87H23V86H20V84H18V85H12V84H10L12 81H10V83H7V81L8 80H6L5 82L4 81H2ZM28 78V77H27ZM68 78V77H67ZM113 78V77H112ZM143 78H145L146 79V77H143ZM154 78V77H153ZM153 78H150L151 80L153 79ZM167 78V77H166ZM192 78V77H191ZM195 78V77H194ZM214 78H216V77H214ZM245 78V77H244ZM18 79H20V78H18ZM17 79V80H18ZM23 79V78H22ZM51 79V78H50ZM69 79V78H68ZM84 79V78H83ZM89 79H91V78H89ZM111 78H109V80H110ZM161 79V78H160ZM163 79H165V78H163ZM197 79V78H196ZM217 79V78H216ZM219 79V78H218ZM217 79V80H218ZM4 80V79H3ZM12 80H14V79H12ZM27 80V79H26ZM44 80V79H43ZM65 80H66V78H65ZM88 80V79H87ZM92 80V79H91ZM141 80H142V78H141ZM150 80V81H151ZM183 80V81H184ZM189 80V79H188ZM214 79H213V77H212V81H213ZM235 79H233V81H234ZM237 81H238V79H236ZM234 81V82H232V83H230L229 85H225V87L227 86V88L230 86V88L232 87L233 89H235L234 87L236 86V87H238V84H239V81L237 82V81ZM239 80H241V79H239ZM20 81V80H19ZM47 81V80H46ZM71 81V80H70ZM82 81V80H81ZM111 81V80H110ZM123 81H125V80H123ZM136 81V80H135ZM148 81V80H147ZM147 81L145 80V81H143V83L147 86ZM155 81H157V80H155ZM160 81V80H159ZM161 81H163V80H161ZM165 81V80H164ZM161 82V83H164V85H163V87L165 86V85H167V84H165V82ZM167 81V80H166ZM171 81V80H170ZM211 81V80H210ZM211 81V82H212ZM220 81V80H219ZM247 81V80H246ZM51 82V81H50ZM95 82V81H94ZM97 82V81H96ZM115 82V81H114ZM121 83H122V81H120ZM129 82V81H128ZM127 82V83H128ZM140 82V81H139ZM158 82V81H157ZM197 82V81H196ZM211 82H210V84H211ZM214 82H216V80L214 81ZM223 82V81H222ZM228 82V81H227ZM229 82H231V80L229 81ZM16 83V82H15ZM20 83V82H19ZM71 83H73V81H71ZM119 83V82H118ZM136 83V82H135ZM134 83V84H135ZM159 83V82H158ZM166 83H168V81L166 82ZM218 83H220V82H218ZM248 83V82H247ZM67 84V83H66ZM70 83H68V85H69ZM77 84V83H76ZM91 85V86H93L94 85V83L92 82V81H90V82H86L85 81V83H84V85ZM113 84V83H112ZM125 84H126V82H125ZM129 84H130V82H129ZM129 84H128V86H129ZM141 84H142V82H141ZM150 84V83H149ZM148 84V85H149ZM169 84V83H168ZM171 84H172V82H171ZM185 84V83H184ZM216 84V83H215ZM83 85V84H82ZM137 85H138V83H137ZM143 85V84H142ZM173 85V84H172ZM175 85V84H174ZM219 85V84H218ZM222 85V84H221ZM220 85V86H221ZM249 85H251V84H249ZM71 86H73V84L71 85ZM76 86H78V85H76ZM95 86V85H94ZM153 86V88H155L156 90H157V88L154 86V85H150V87H152ZM169 86V85H168ZM171 86V85H170ZM169 86V87H170ZM176 86H177V84H176ZM199 86V85H198ZM207 86V87H206ZM223 87H224V85H222ZM68 87H70V86H68ZM84 87V86H83ZM130 87H133L132 86V84H130ZM136 87V86H135ZM137 87H139V85L137 86ZM142 87V86H141ZM145 87V86H144ZM150 87H147V88H150ZM200 87H198V88H200ZM206 87V88H205ZM223 87H221V88H223ZM75 88V87H74ZM81 89H82V87H80ZM92 88V87H91ZM99 88V87H98ZM146 88V89H147ZM152 88V89H153ZM171 88H173L172 86H171ZM209 88H211V87H209ZM239 88H241V87H239ZM154 89V90H155ZM160 89H162V87L160 88ZM166 89H168V91L170 92L171 91V89L170 88H166ZM177 89H179V86H178V88ZM87 90H88V88H87ZM87 90L85 89V91L87 92ZM163 90V89H162ZM173 90H174V88H173ZM182 90V89H181ZM237 90V89H236ZM241 90H242V88H241ZM241 90H237L238 92L240 91L241 92ZM90 91V90H89ZM147 91H148V89H147ZM151 91H153V90H151ZM150 91V89H149V93L151 92ZM164 91V90H163ZM163 91H161V93L163 92ZM175 91H177V90H175ZM209 91H210V89L209 90H207V92L209 93ZM96 92V91H95ZM145 92V91H144ZM165 92V91H164ZM163 92V93H164ZM178 92V91H177ZM201 92V91H200ZM206 92V93H207ZM89 93V92H88ZM105 93V92H104ZM152 93V92H151ZM154 93H155V91H154ZM245 93V92H244ZM106 94H108V93H106ZM105 94V95H106ZM204 95H205V91H204V93H203ZM202 94V95H203ZM97 95V94H96ZM95 95V96H96ZM150 95H152V94H150ZM169 95V94H168ZM197 95V94H196ZM242 95H243V93H242ZM108 96V95H107ZM148 96V95H147ZM154 96H156V94H154ZM159 96H161V95H159ZM166 96V93H165V95H164V98H167V96ZM206 96V95H205ZM243 96H245V95H243ZM242 96V97H243ZM247 96V95H246ZM245 96V97H246ZM132 97V96H131ZM235 97V96H234ZM238 97V96H237ZM129 98V97H128ZM139 98V97H138ZM163 98V97H162ZM248 97H246V100H248L247 99ZM150 99V98H149ZM170 99V98H169ZM172 99V98H171ZM177 100H182V99H178V98H176ZM164 100V99H163ZM136 101V100H135ZM137 101H138V99H137ZM159 101V100H158ZM168 101V100H167ZM249 101V100H248ZM251 101V100H250ZM122 102V101H121ZM187 102V101H186ZM135 103V102H134ZM138 103V102H137ZM3 104V103H2ZM181 104V103H180ZM188 104V103H187ZM5 105V104H4ZM137 105V104H136ZM136 105H134V107L136 106ZM222 105V104H221ZM10 106H9V108H10ZM172 106H173V104H172ZM185 106V105H184ZM1 107V106H0ZM4 107V106H3ZM12 107L10 108V109H12ZM149 107V106H148ZM230 107V106H229ZM246 107V106H245ZM8 108V107H7ZM203 108V107H202ZM249 108V107H248ZM49 109V108H48ZM56 109V108H55ZM60 110H62V107H61V109ZM124 110V109H123ZM165 110V109H164ZM169 110H170V108H169ZM14 111V110H13ZM17 111V112H18ZM16 112V111H15ZM19 112V113H20ZM44 112H45V110H44ZM56 112V111H55ZM202 112V111H201ZM224 112V111H223ZM251 112V111H250ZM18 113V114H19ZM58 113V112H57ZM174 113V112H173ZM175 113H177L176 111H175ZM175 113H174V115H175ZM179 113V112H178ZM177 113V114H178ZM240 113V112H239ZM18 114H16V115H18ZM28 114V113H27ZM30 114V115H29ZM28 115L29 116H31V115H33V114H31V113H29ZM189 114V113H188ZM252 114V113H251ZM46 115H48V114H46ZM151 115V114H150ZM179 115V114H178ZM177 115V116H178ZM28 116V117H29ZM176 116V117H177ZM254 116V115H253ZM17 117V116H16ZM26 117V116H25ZM32 117V116H31ZM50 117V116H49ZM137 117V116H136ZM34 118V117H33ZM153 119V118H152ZM32 120V119H31ZM34 120V119H33ZM52 120V119H51ZM61 120H63V119H61ZM143 120V119H142ZM40 121V120H39ZM38 121V122H39ZM53 121H55V120H53ZM68 122H69V120H67ZM67 121H66V123H67ZM258 121V120H257ZM41 122H43L42 121V119H41ZM47 122V121H46ZM45 122V123H46ZM58 122H61V121H58ZM63 122H64V120H63ZM147 122H149V121H147ZM262 122V121H261ZM44 123V122H43ZM48 124L50 123V124H53L52 122H47ZM65 123V122H64ZM38 124V123H37ZM63 124V123H62ZM148 124V123H147ZM151 125H153V124H156V121L154 120V121H152L151 123H150ZM158 124V123H157ZM19 125V124H18ZM54 125V124H53ZM66 125V124H65ZM69 124H67L66 126H68ZM70 125H72V123H70ZM3 126V125H2ZM50 126V125H49ZM56 126H57V124H56ZM61 125H59L58 127H60ZM81 126V125H80ZM62 127H64V126H62ZM71 127V126H70ZM69 127V128H70ZM76 127V126H75ZM106 127V126H105ZM54 129H55V127H53ZM65 128V127H64ZM1 129H3V127H1L0 126V130ZM22 129V128H21ZM42 129V128H41ZM58 129V128H57ZM68 129V128H67ZM72 129V128H71ZM75 129H78L79 130V128H75ZM74 128L72 129L73 130V132H75L74 130H75ZM80 129H83V128H80ZM107 129V128H106ZM56 130V129H55ZM59 130V129H58ZM64 130V129H63ZM71 130V131H72ZM87 130V129H86ZM85 129H84V131H86ZM197 130V129H196ZM230 130V129H229ZM2 131V134L4 133L5 135H7V133L5 132V131H7V130H1ZM69 131V130H68ZM34 132V131H33ZM67 132V131H66ZM78 132V131H77ZM87 132H90L89 130H87ZM93 132V131H92ZM115 132V131H114ZM47 133V132H46ZM61 133V132H60ZM118 135V137H117V139H118V141H119V144L121 143V149L122 150H119L118 152L120 153L121 152V154H127L126 152H125V148L128 146L126 143H124L125 142V140L123 141L122 140V138H120L121 137V135H124L123 133H125V134H127V135H130V138H131V136H137V140L139 139V138H141V139H139V140H141V141H143V142H145V143H147V144H156V146L158 147V148H160V150H162V149H164L162 152H165V153H163L162 155H160L161 153H156L155 151L154 152H152V151H145V152H143L142 150H139L138 148L137 149H135L134 148V150H132V152H135V153H137V154H140L141 156H144L143 158L145 159V160H147V161H150L151 162V160L150 159H152V160H156V161H158L157 163H154V167H155V169H156V171L158 172V173H160V175H162L163 177H164V179H167V178H171L172 179V182L171 183H173V181H176L177 183L179 182V183H182V182H184V181H186V180H184V179H182V177L184 178V177H188V174H189V172H184V171H176V169L174 170V169H170V166H168V164H171V163H173V162H176V163H180V164H182V166H186L187 168H189L190 166L189 165H187L188 163H189V161L190 160H188V157L190 156L187 152V150H186V148H182V144L181 145H179V143H174V142H171V141H162L161 139L160 140H158V139H156L154 136H152V135H149V134H144V133H140V132H135V131H131V130H128V131H125V130H118L117 132H116ZM171 133V132H170ZM9 134V133H8ZM10 134H11V132H10ZM39 134H41V133H39ZM50 134H51V132H50ZM37 135V134H36ZM35 134H34V136H36ZM42 135H43V133H42ZM46 135V134H45ZM52 135V134H51ZM69 135H70V132H69ZM78 135V134H77ZM92 135H95V137H96V141H97V138H103L104 140H110V138H111V136L109 135V133L106 131H101V130H99V131H94L93 133H92ZM91 135V136H92ZM8 136V135H7ZM11 136V135H10ZM37 136H39V135H37ZM54 136V135H53ZM53 136H49L48 135V133H47V135L45 136L46 138H54ZM216 136V135H215ZM21 137V136H20ZM41 138H44V137H42V136H40ZM40 137H38V138H40ZM72 137H73V135H72ZM17 138H18V136H17ZM56 138V137H55ZM54 138V139H55ZM74 138V137H73ZM78 138V137H77ZM128 138V137H127ZM133 138V137H132ZM136 138V137H135ZM8 139V138H7ZM116 139V140H117ZM0 140H1V138H0ZM3 140H6L5 138L3 139ZM11 140V139H10ZM10 140H8V141H10ZM22 140V139H21ZM37 140V139H36ZM42 140V139H41ZM46 140H48V139H46ZM56 140V139H55ZM113 140V139H112ZM7 141V140H6ZM5 141V144L8 142H6ZM13 141H15V140H13ZM17 141H20V140H17ZM198 141V140H197ZM2 142V141H1ZM46 142V141H45ZM54 142V141H53ZM101 142V141H100ZM207 142V141H206ZM12 143V142H11ZM19 143V142H18ZM41 143V142H40ZM91 143V142H90ZM2 144V143H1ZM14 144H16L17 145V143H14ZM30 144V143H29ZM43 143H41V145H42ZM84 145H85V143H83ZM92 144V143H91ZM188 144V143H187ZM7 145V144H6ZM16 145H14V146H16ZM19 145V144H18ZM17 145V146H18ZM44 145V144H43ZM50 145V144H49ZM57 145V144H56ZM93 145V144H92ZM99 145V144H98ZM112 145V144H111ZM199 145V144H198ZM246 145H248V144H246ZM2 146V145H1ZM8 146H10V143H9V145ZM16 146V147H17ZM48 146V145H47ZM89 146V145H88ZM94 146H97V145H93V147ZM115 146H117V145H115ZM219 146H221V145H219ZM249 146V145H248ZM3 147H4V145H3ZM11 147V146H10ZM9 147V148H10ZM13 147V146H12ZM15 147V148H16ZM21 147H23V146H18V150H19V148L20 149H22ZM44 147V146H43ZM42 147V148H43ZM45 147H46V145H45ZM98 147V146H97ZM97 147H95V148H97ZM189 147V146H188ZM216 147V146H215ZM6 148V147H5ZM5 148H3V149H5ZM15 148H12V150L14 149L15 150ZM30 148V147H29ZM38 148H39V146H38ZM42 148H41V150H42ZM90 148V147H89ZM252 148V147H251ZM8 149V148H7ZM23 149H27V150H25V152L26 151H28L29 149H28V147L27 148H23ZM46 149H48L51 153L50 154H46V153H43V154H41L42 155V157L43 158H45L43 161H45V162H47L49 159H52V158H55L56 159V157L57 158H60V159H65V158H72V159H76V161L77 160H85V161H87V162H90L93 166H105V165H108V166H110L111 168L113 167V169H115V171H119V170H116V168H119V169H121L122 171L121 172H123V171H125V173L126 172H130V171H135V169H133V167H137L136 165H134V164H130V165H125V164H117V165H114L113 163H111V164H109V163H105V160L103 161L102 159H99V158H95V157H85V154H80V153H75V152H73V151H70V150H68V149H63V148H59V147H56L55 145H52L51 144V146L49 147V148H46ZM261 149V148H260ZM18 150H15V151H17L18 152ZM94 150V149H93ZM8 150H6V152H7ZM10 151H11V149H10ZM21 151V150H20ZM23 151V150H22ZM21 151V152H22ZM30 151H31V149H30ZM30 151H28V152H30ZM35 151V150H34ZM128 151V150H127ZM138 151V152H137ZM28 152H27V154H28ZM37 152V151H36ZM35 152V153H36ZM123 152V153H122ZM166 152H168V153H166ZM4 153V152H3ZM8 153V152H7ZM7 153H5L4 155L5 156H7ZM40 153V152H39ZM100 153V152H99ZM134 153V154H135ZM214 153V152H213ZM260 154V152H257L255 149L251 152L250 151V156H249V161L251 162V160H250V158L251 159H258V155ZM14 154V153H13ZM26 154V153H25ZM133 154V153H132ZM136 154V155H137ZM53 155V156H52ZM139 155V156H140ZM232 155V154H231ZM19 156V155H18ZM23 156V155H22ZM25 156V155H24ZM28 156V155H27ZM37 156V155H36ZM13 157H15V156H13ZM12 157V158H13ZM234 158L233 159H235V156H233ZM242 157V156H241ZM264 156L262 155V158H263ZM7 158L10 160V158L7 156ZM22 158V157H21ZM27 158V157H26ZM42 158V159H43ZM47 158H49L48 160H47ZM124 158L127 160V158H129V157H126V156H124ZM237 158V157H236ZM239 158V157H238ZM260 158V157H259ZM15 159V158H14ZM40 159V158H39ZM197 159V158H196ZM209 159V158H208ZM232 159V158H231ZM242 159H244L243 157H242ZM5 160H7V159H5ZM23 160V159H22ZM21 160V161H22ZM25 160V159H24ZM30 160V159H29ZM59 160V159H58ZM69 160V159H68ZM244 160H246V159H244ZM243 160V161H244ZM248 160V159H247ZM246 160V161H247ZM260 160H262L261 158H260ZM259 160V163L261 162ZM18 161V160H17ZM20 161V160H19ZM56 161V160H55ZM83 162L84 164L86 163V162ZM211 161V160H210ZM237 161V160H236ZM239 161V160H238ZM237 161V162H238ZM1 162L2 161H0V164H1ZM9 162V161H8ZM61 162H64L63 160L61 161ZM197 162V161H196ZM235 162V161H234ZM257 162H258V160H257ZM17 163H19V162H17ZM42 163H44V162H42ZM50 163V162H49ZM72 163H73V160H72ZM82 163V162H81ZM161 163V164H160ZM165 163V164H164ZM232 164H233V162H231ZM236 163V162H235ZM247 163H248V165H246L245 164V162H242V163H240L239 164V162H238V166H237V168L240 170V169H243V168H245V169H247L246 167H250L251 165L252 166H254L252 163L251 164H249V162L247 161ZM2 164H4V162L2 163ZM6 164H7V162H6ZM9 164V163H8ZM7 164V165H8ZM36 164V163H35ZM87 164V163H86ZM91 164H90V167H91ZM196 164V163H195ZM5 165V164H4ZM45 165H47V164H45ZM191 165V164H190ZM257 165V164H256ZM260 165H261V163H260ZM2 166V165H1ZM235 166V165H234ZM258 166V165H257ZM263 166V165H262ZM262 166L260 167H258V168H262ZM5 167V166H4ZM19 167V166H18ZM48 167V166H47ZM88 167V166H87ZM172 167V166H171ZM202 167V166H201ZM224 167V166H223ZM256 167V166H255ZM254 167V168H255ZM6 168H8V166L6 167ZM13 168H14V166H13ZM45 168V167H44ZM50 168H51V166H50ZM96 168H98V167H96ZM102 168V167H101ZM105 168H106V166H105ZM185 168V167H184ZM193 168V167H192ZM251 168V167H250ZM0 169H1V167H0ZM10 169H11V166H10ZM14 169H16V166H15V168ZM95 169V168H94ZM244 169V170H245ZM252 169V168H251ZM256 169V168H255ZM255 169H254V172H255ZM264 169V168H263ZM3 170H5V169H2V171ZM98 170V169H97ZM1 171V170H0ZM8 171H9V169H8ZM17 171V170H16ZM18 171H20V172H22L19 168H18ZM81 171V170H80ZM247 171H248V169H247ZM13 172V171H12ZM10 173V171H9V173L10 174H13V173ZM15 172V171H14ZM66 172V171H65ZM241 172V171H240ZM253 172V173H254ZM82 173V172H81ZM131 173V172H130ZM229 173V172H228ZM264 173V172H263ZM7 174V173H6ZM6 174H4V176L6 175ZM19 174V173H18ZM17 174V175H18ZM66 174V173H65ZM83 174H85V172H83L82 173V175ZM87 174V173H86ZM192 174V173H191ZM0 175H2L1 173H0ZM34 175V174H33ZM92 175V174H91ZM122 175V174H121ZM260 175H262V174H260ZM19 176H21V175H19ZM25 176V175H24ZM72 176V175H71ZM89 176V175H88ZM135 176H137V173H136V175ZM167 176V177H166ZM1 177V176H0ZM85 177V176H84ZM83 177V178H84ZM95 177V176H94ZM102 177V176H101ZM106 177V176H105ZM118 177V176H117ZM128 176H126V178H127ZM138 177V176H137ZM136 177V178H137ZM261 177V176H260ZM3 178V177H2ZM17 178V177H16ZM19 178V177H18ZM91 178H92V176H91ZM97 178V180H98V177H96ZM129 178V177H128ZM127 178V179H128ZM131 178V177H130ZM140 178V177H139ZM263 178V177H262ZM95 178H93V180H94ZM101 179V178H100ZM103 179V178H102ZM133 179V178H132ZM141 179V178H140ZM170 179V180H171ZM192 179V178H191ZM187 180V181H189L188 183H186V184H188L189 186H192V187H197V188H202L204 191L205 190H208L209 192H213L214 194H213V196L216 194V196H217V194L219 193V194H224V196L225 197H222V202L224 203V202H229L230 203V205L232 206V208L227 212H223V216L222 217H225V219H226V221L227 222H229V223H231V227H233V230L231 231V234L230 233H228L229 235H230V237L231 238H233L234 240H237V241H240L238 244H240V245H236L235 246V243L233 244V245H229L230 244V242H227V244L225 243V239L228 237V235L227 234H225V236H224V234L222 235V236H220V237H211V238H213L215 241H224L223 243H225V245L223 244V246H225V248L227 249V251H225L226 252V254L227 255H230V254H232V252L230 253V251L232 250V249H234V251L235 252H240V253H242L241 255L243 256V254L245 253V254H249L250 252H253V254L254 253H256V250H258V251H260V250H264V243H263V241L261 242V240L262 239H259V241H252L251 239L250 240H248V242H247V239L246 238H244V237H242V236H246V235H253V234H255V232H256V229L255 228H253L251 225H250V223L248 222V214L246 213V211H248V207H250L248 204H245L244 202H240V201H238L239 199H237L236 198V196H238V198H240V196H239V194H241V195H244L245 194V190H242L241 188H239V190H236L237 188H231V187H229V185H228V182H231V183H234L233 181H231V179L230 178H227L226 176H223V175H221V174H219L218 172L217 173H214L212 176H211V179H209V180H212V179H214V180H217L218 182H220V184L219 185H215V186H212V185H207V184H204V183H198V182H193L192 180ZM2 180V179H1ZM0 180V181H1ZM4 180V179H3ZM16 180V179H15ZM57 180H59V178L57 179ZM107 180V179H106ZM105 180V181H106ZM109 180V179H108ZM107 180V181H108ZM125 180V179H124ZM209 180H208V183H209ZM8 181V180H7ZM10 181V180H9ZM23 181H25L24 179H23ZM112 181H114V180H112ZM117 181H119V182H121L120 180H117ZM126 181H128V180H126ZM82 182V181H81ZM111 182V181H110ZM118 182V183H119ZM124 182V181H123ZM138 182L140 183V184H142V185H145V183H147V182H145V181H143V180H138ZM137 182V184H139ZM3 183V182H2ZM1 183V184H2ZM23 183H25V182H23ZM58 183V182H57ZM104 183V182H103ZM107 183V182H106ZM115 183V182H114ZM117 183V182H116ZM122 183V182H121ZM120 183V184H121ZM126 183V182H125ZM133 183H134V181H133ZM135 183H136V181H135ZM169 183V182H168ZM213 183V182H212ZM33 184V183H32ZM107 184H109V183H107ZM106 184V185H107ZM122 184H124V183H122ZM176 184V183H175ZM240 184H242V186L243 187H245V188H250L249 186H252V188H254L256 185L255 184H253V183H251V182H248V181H240ZM103 185H105V184H103ZM119 185V184H118ZM196 185V186H195ZM255 185V186H254ZM58 186V185H57ZM93 186V185H92ZM114 186H115V184H114ZM131 186V185H130ZM146 186V188L147 187H150V188H152V186L151 185H148V184H146L145 185ZM173 186H175V185H173ZM183 186V185H182ZM5 187H6V185H5ZM5 187H3V188H5ZM14 187V186H13ZM18 187V186H17ZM16 186H15V189L17 188ZM119 187V186H118ZM126 187V186H125ZM136 187H137V185H136ZM158 187V186H157ZM157 187L155 186V187H153V189H157ZM1 188V187H0ZM9 188H11V186L9 187ZM39 188H40V186H39ZM41 188H42V186H41ZM47 188V187H46ZM132 188H133V186H132ZM159 188V187H158ZM22 189H24V188H22ZM26 189V188H25ZM28 189V188H27ZM44 189V188H43ZM49 189V188H48ZM47 189V190H48ZM64 189V188H63ZM70 189V188H69ZM78 189V188H77ZM161 189V188H160ZM6 190H8V186H7V189ZM6 190H4L5 191V194L3 193L2 194V196H6V194L8 193V194H10L9 192V190H8V192L6 191ZM12 190H14V189H12ZM21 190V189H20ZM37 190V189H36ZM53 190V189H52ZM51 190V191H52ZM161 190H163V189H161ZM177 190V189H176ZM1 191H3V190H1ZM19 191V190H18ZM43 191V190H42ZM50 191V192H51ZM252 191V190H251ZM7 192V193H6ZM13 192V191H12ZM15 193L17 192V190L16 191H14ZM23 192V191H22ZM27 192V191H26ZM34 192V191H33ZM38 192V191H37ZM37 192H35V194H38ZM44 192V191H43ZM45 192H48V191H45ZM45 192H44V194H45ZM84 191H82L81 193H83ZM90 192V191H89ZM121 192V191H120ZM124 192L125 191H123V194H124ZM136 192V191H135ZM164 192H165V190H164ZM1 193V192H0ZM19 195H18V197H20V192H17ZM16 193V194H17ZM39 193H42V192H39ZM52 193H53V191H52ZM60 193V192H59ZM59 193H57V194H59ZM110 193V192H109ZM239 193V194H238ZM13 194V193H12ZM21 194H23V193H21ZM86 194V193H85ZM84 194V195H85ZM133 194V193H132ZM48 195V194H47ZM134 195V194H133ZM138 195V194H137ZM143 195V194H142ZM153 195V194H152ZM233 195H236V196H234L235 197V199L233 198V200H231L229 197H233ZM2 196H1V198H2ZM12 196V195H11ZM10 196V198H11V200H12V198L13 197H11ZM15 196H17V195H15ZM14 196V197H15ZM29 196V195H28ZM34 196L35 195H33V197L32 196H29L30 198H34ZM54 196H56V195H54ZM58 196V195H57ZM60 196H62V195H60ZM91 196V195H90ZM118 196V195H117ZM123 196H125V195H121L119 198L123 201V202H127L128 200H130V197L128 198V196H125V197H123ZM151 196V195H150ZM209 196V195H208ZM220 196V195H219ZM229 196V197H228ZM26 198H28L27 197V195L25 196ZM25 197H24V199H25ZM41 197H42V194H41ZM41 197H39V199L41 198ZM50 197V198H49ZM52 196H51V194H50V196H48V197H45V198H47V199H50V200H53L52 198H51ZM63 197V196H62ZM67 197V196H66ZM65 197V198H66ZM71 197V196H70ZM86 197V196H85ZM114 197H115V195H114ZM137 197V196H136ZM145 197V196H144ZM212 197V196H211ZM29 198V199H30ZM43 198V197H42ZM42 198H41V200H42ZM64 198V199H65ZM75 198V197H74ZM161 198V197H160ZM213 198V197H212ZM217 198V197H216ZM8 199H9V196H8ZM14 199V198H13ZM20 199V198H19ZM18 199V200H19ZM23 198H21V200H22ZM24 199L22 200L23 201V203H24ZM44 199V198H43ZM60 199H62V198H60ZM10 200V201H11ZM15 200V199H14ZM27 200V199H26ZM25 200V201H26ZM33 200H35V199H33ZM41 200H39L40 202H41ZM83 200V199H82ZM110 200V199H109ZM112 200V199H111ZM145 200V199H144ZM220 200V199H219ZM10 201H8V200H6V202H9V204H10ZM17 201V199L15 200V202ZM22 201H21V203H22ZM27 201H29V200H27ZM38 201V198H37V200H36V202ZM37 202L36 204H40V202ZM47 201H49V200H47ZM47 201H43V203L41 204V205H43L44 204V202L46 203ZM55 201V200H54ZM79 201V200H78ZM146 201V200H145ZM149 201V200H148ZM4 202V201H3ZM3 202L2 201H0V225H2V224H5L4 226H0V264H4L6 261H8L9 260V258H8V256L9 255H11V253H13L12 254V256L13 255H15V257H14V260H16V259H19V260H22L23 262H24V260H29V261H31L30 260V257H32V260L35 262H40V264H111L110 262H109V260H108V257H110V256H112V254L114 255V260H115V262H113L112 264H120V262H122V260L123 259H119L120 260V262L118 261V259H117V257H124V258H128V259H135L136 257H139L140 255H142L141 253H142V248H140V251H141V253L139 252V251H137L136 249H133V248H138L136 245H135V247L133 246V248H132V246H129L128 245V243H120L119 241H115L114 239H115V237H114V239L112 240V241H107V240H97V239H94V238H90L91 236H89V237H87V234H85L86 236H79V234H78V236H75L73 233H69V232H67L65 229L66 228H62V229H60V226L62 225H65V224H68V223H63L62 222V224L60 223V221H54L52 224H48V223H45L44 221H42V220H38V219H36L34 222H32V223H29L28 221H27V211H22V213H20L21 215H18V217H14V215H13V213L11 212V210L10 209H6V207L3 205ZM30 202V201H29ZM50 202H52V201H49L48 203H50ZM65 202V201H64ZM81 202V201H80ZM11 203H12V201H11ZM18 203V202H17ZM20 203V202H19ZM27 202H25V204H26ZM47 203V204H48ZM54 203V202H53ZM62 203V202H61ZM76 203V202H75ZM89 203V202H88ZM144 203H146V202H144ZM147 203H151V202H147ZM153 203V202H152ZM159 203V202H158ZM25 204H21V205H25ZM29 204H31V203H29ZM29 204H27V205H29ZM33 204V203H32ZM35 204V203H34ZM38 204V205H39ZM162 204V203H161ZM38 205L36 206V207H38ZM133 205V204H132ZM223 205V204H222ZM9 206V205H8ZM34 206V205H33ZM60 206V205H59ZM70 206V205H69ZM96 206V205H95ZM124 206V205H123ZM154 206H155V204H154ZM159 206V205H158ZM229 206V205H228ZM18 207V205H16V208ZM23 207V206H22ZM22 207H20V208H22ZM49 207H50V205H49ZM52 207V206H51ZM55 207H56V205H55ZM58 207V206H57ZM56 207V208H57ZM61 207H62V205H61ZM61 207H60V209H61ZM106 207V206H105ZM160 207H162V206H160ZM10 208V207H9ZM39 208V207H38ZM44 208V207H43ZM67 208V207H66ZM71 208V207H70ZM76 208V207H75ZM83 208V207H82ZM86 208V207H85ZM163 208V207H162ZM12 209V208H11ZM19 209V208H18ZM23 209H24V207H23ZM31 209V208H30ZM29 209V210H30ZM59 209V210H60ZM141 209V208H140ZM146 209V208H145ZM224 209H225V207H224ZM33 210H35V209H33ZM43 210V209H42ZM70 210V209H69ZM77 210V209H76ZM175 210V209H174ZM14 211V210H13ZM39 211V210H38ZM44 211H46L45 209H44ZM222 211V210H221ZM18 212V211H17ZM37 212V211H36ZM41 212V211H40ZM47 212V211H46ZM76 212V211H75ZM176 212V211H175ZM250 212V211H249ZM251 212H253V211H251ZM258 212V211H257ZM14 213H15V211H14ZM52 213V212H51ZM88 213V212H87ZM99 213V212H98ZM166 213H167V211H166ZM31 214V213H30ZM41 214V213H40ZM45 214V213H44ZM251 214V213H250ZM250 214H249V216H250ZM261 214H263V213H261ZM17 215H15V216H17ZM37 215H39V214H37ZM52 215H54V213L52 214ZM51 215V216H52ZM72 215V214H71ZM85 215V214H84ZM97 215V214H96ZM169 215V214H168ZM174 214H172V216H173ZM221 215V214H220ZM86 216V215H85ZM85 216H83L84 218H85ZM88 216V215H87ZM126 216V215H125ZM171 216V215H170ZM169 216V217H170ZM254 216V215H253ZM2 217H3V219H2ZM31 217V216H30ZM35 217V216H34ZM37 217V216H36ZM39 217V216H38ZM43 217V216H42ZM44 217H45V215H44ZM48 217H49V215H48ZM57 217H59V216H57ZM63 217V216H62ZM64 217H66V216H64ZM94 217V216H93ZM251 217V216H250ZM32 218V217H31ZM47 218V217H46ZM45 218V219H46ZM50 218V217H49ZM253 218V217H252ZM35 219V218H34ZM33 219V220H34ZM96 219H99V218H96ZM29 220H30V218H29ZM47 220V219H46ZM49 220V219H48ZM52 220V219H51ZM50 220V221H51ZM62 220H64V219H62ZM61 220V221H62ZM69 220V219H68ZM88 220H89V218H88ZM110 220V219H109ZM260 220V219H259ZM66 221V220H65ZM78 221V220H77ZM77 221H75V222H77ZM81 221V220H80ZM83 221V220H82ZM137 221V220H136ZM47 222V221H46ZM73 222V221H72ZM74 222V223H75ZM86 222V221H85ZM120 222V221H119ZM14 223V225H16V227L14 228L13 227V224ZM96 223V222H95ZM98 223V222H97ZM101 223V222H100ZM100 223H98V224H100ZM105 223V222H104ZM140 223H142V222H140ZM82 224V223H81ZM124 224V223H123ZM228 223H226V225H227ZM232 224H233V226H232ZM254 224H256V223H253V225ZM85 225V224H84ZM91 225V224H90ZM101 225H102V223H101ZM120 225V224H119ZM148 225V224H147ZM258 225V224H257ZM30 226H35L34 228H32V227H30ZM94 226V225H93ZM97 226V225H96ZM105 226V225H104ZM110 226V225H109ZM151 226V225H150ZM230 226V225H229ZM255 227H256V225H254ZM80 227V226H79ZM99 227V226H98ZM97 227V228H98ZM116 227V226H115ZM120 227H123V225L122 226H120ZM138 227V226H137ZM152 227V226H151ZM81 228V227H80ZM88 228V227H87ZM91 228H93V227H91ZM95 228V227H94ZM101 228V227H100ZM112 228V227H111ZM117 228V227H116ZM68 229V228H67ZM82 229V228H81ZM258 229H260V228H258ZM70 230V229H69ZM93 230V229H92ZM94 230H96V229H94ZM102 230V229H101ZM101 230H99L100 232H101ZM107 230H108V228H107ZM203 230V229H202ZM79 231H80V229H79ZM90 231V230H89ZM105 231V230H104ZM113 231V230H112ZM111 231V232H112ZM115 231V230H114ZM209 231V230H208ZM74 232V231H73ZM82 232V231H81ZM85 232V231H84ZM83 232V233H84ZM86 232H87V230H86ZM107 232V231H106ZM110 232V233H111ZM116 232L118 233V229H116ZM230 232V231H229ZM80 233V232H79ZM103 233V232H102ZM113 233V232H112ZM201 233H202V231H201ZM206 233V232H205ZM261 233V232H260ZM91 234V233H90ZM203 234V233H202ZM217 234V233H216ZM264 234V233H263ZM99 235V234H98ZM101 235V234H100ZM114 235H115V233H114ZM123 235V234H122ZM93 236V235H92ZM112 236V235H111ZM116 236V235H115ZM165 236V235H164ZM227 236V237H226ZM249 236V237H250ZM259 236V235H258ZM99 237V236H98ZM102 236H100V238H101ZM113 237V236H112ZM253 236H251V238H252ZM261 237H262V235H261ZM106 238V237H105ZM108 239H109V236L107 237ZM106 238V239H107ZM117 238L119 239V237L117 236ZM94 239V240H93ZM127 239V238H126ZM149 239V238H148ZM153 239V238H152ZM202 239H204V240H206L207 239V241L209 242V243H212V240H210V238L208 237V236H206V234L204 235V237H202ZM209 239V240H208ZM256 239V238H255ZM257 239V240H258ZM79 240H81L82 242H83V245H81V246H77V244H76V242L77 241H79ZM110 240V239H109ZM234 240H232V241H234ZM121 241V240H120ZM122 241H124V240H122ZM130 241V240H129ZM132 241V240H131ZM214 241V242H215ZM228 241H230V240H228ZM132 242H134V241H132ZM236 242V241H235ZM241 242H243L245 245H247V247L245 248H243L242 247V244H241ZM246 242V243H245ZM233 243V242H232ZM237 243V242H236ZM81 244V243H80ZM133 244H135V243H132V245ZM139 244V243H138ZM157 244V243H156ZM217 244V243H216ZM221 244V243H220ZM213 245V244H212ZM156 246V245H155ZM161 246V245H160ZM218 246V245H217ZM219 246H221V245H219ZM222 248V247H221ZM149 249V248H148ZM169 249V248H168ZM201 248L199 247H195V251H196V253L197 254H200L201 255V253L200 252H197V251H201L200 250ZM151 250V249H150ZM145 251V250H144ZM177 251V250H176ZM183 251V250H182ZM3 252H5L4 254L6 255H4L3 254ZM171 252H174L173 250L171 251ZM177 252H179V250L177 251ZM185 252V251H184ZM184 252H182V253H184ZM263 252V251H262ZM15 253V254H14ZM168 253V252H167ZM175 253V252H174ZM180 254H181V251L179 252ZM240 253H239V255H240ZM261 253V252H260ZM259 253V254H260ZM150 254H153V252L152 253H150ZM158 254V253H157ZM159 254H161L162 255V253H159ZM169 254H170V252H169ZM176 254V253H175ZM252 254V253H251ZM261 254H263V253H261ZM116 255V256H115ZM155 255V254H154ZM172 255V254H171ZM177 255V254H176ZM191 255V254H190ZM199 255V256H200ZM233 255V254H232ZM236 255H238V254H236ZM235 255V256H236ZM241 255H240V257H241ZM148 256V255H147ZM147 256H144V258L145 257H147ZM159 256V255H158ZM163 256V258H165V259H169V258H172V257H170L169 255H165V254H163L162 255ZM177 256H179V255H177ZM198 256V257H199ZM231 256V255H230ZM244 256H246V255H244ZM243 256V257H244ZM255 256H257L256 254H255ZM153 257V256H152ZM155 257V256H154ZM153 257V258H154ZM180 257V256H179ZM181 257H185V258H189V262H190V260H192L190 257L191 256H189V254L187 255V253L185 254V255H182L181 254ZM180 257V258H181ZM253 257V256H252ZM263 257V256H262ZM5 258H8V260L7 259H5ZM16 258V259H15ZM139 258H141V256L139 257ZM149 258V257H148ZM147 258V259H148ZM156 258V257H155ZM174 258V257H173ZM250 258V257H249ZM249 258H247V259H249ZM258 258V257H257ZM11 259H13L12 257H11ZM127 259V260H128ZM158 259V258H157ZM160 259V258H159ZM176 259V258H175ZM251 259V258H250ZM135 260H137L138 261V259L136 258ZM149 260V259H148ZM153 260V259H152ZM179 260H181V259H179ZM200 260V259H199ZM129 261V260H128ZM150 261V260H149ZM155 261V260H154ZM198 261V260H197ZM201 261V260H200ZM231 261V260H230ZM23 262H22V264H23ZM130 262V261H129ZM134 262H136V261H134ZM139 262V261H138ZM137 262V263H138ZM148 262V261H147ZM153 262V261H152ZM182 262H184V261H182ZM186 262H188V259H187V261ZM185 262V263H186ZM188 262V263H189ZM229 262V261H228ZM253 262H255V261H253ZM10 263V262H9ZM14 263V262H13ZM25 263H26V261H25ZM32 263V261L30 262V264ZM140 263H141V259H140ZM139 263V264H140ZM143 263V262H142ZM141 263V264H142ZM168 263V262H167ZM231 263V262H230ZM232 263H233V261H232ZM235 263V262H234ZM233 263V264H234ZM14 264H16V262L14 263ZM17 264H19V261L17 262ZM21 264V263H20ZM29 264V263H28ZM131 264V263H130ZM169 264V263H168ZM190 264H191V262H190ZM243 264V263H242Z\"/></svg>",
    "mask_w": 264,
    "mask_h": 264
}]
</instances>
